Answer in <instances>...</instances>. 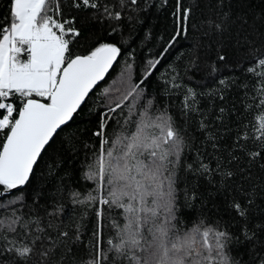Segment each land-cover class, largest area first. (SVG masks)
<instances>
[{
    "label": "trees",
    "instance_id": "obj_1",
    "mask_svg": "<svg viewBox=\"0 0 264 264\" xmlns=\"http://www.w3.org/2000/svg\"><path fill=\"white\" fill-rule=\"evenodd\" d=\"M70 3L61 0V18L76 17L83 46L113 43L122 54L86 104L46 146L30 183L0 197V250L5 244L20 246L40 237L32 256L35 264H41L44 248L52 249L53 264H80L96 243L94 233L99 232L111 264H120L124 258L109 251L108 241L119 242L127 214L99 203L108 198V186L98 190V182L88 176L102 153L107 159L105 149H111L118 137L135 131L130 122H138L152 100L151 116L166 112L182 138L179 156L169 157L174 161L169 168L176 229L171 235L193 234L199 249L205 229L226 232L229 238L224 241V251L230 264H261L264 146L256 139L259 133L254 124L256 117L264 115V106L259 105L261 96L257 94L261 78L248 69L260 58L253 56V45L257 50L264 45V0H182L184 7L192 9L190 27L171 47L176 0H137L135 4L123 0V6L121 0H97L100 7L87 10H70ZM10 6V0H0V19L8 15ZM105 6L113 14L120 12L121 18H110ZM221 20L222 30H216L212 22ZM76 51L80 53L81 48ZM221 55L226 59L220 61ZM157 60L156 67L149 69L148 62ZM149 71L152 74L144 80ZM141 80L144 91L140 97L134 98V93L120 109L110 112L129 84ZM105 120L108 127L102 130ZM98 130L104 134L96 136ZM152 132L159 135L158 130ZM255 152L261 155L251 156ZM21 194L23 200L15 201ZM89 194L97 199L87 200ZM235 203L245 215L233 207ZM12 217L20 218L15 234L7 230ZM160 219H164L163 213ZM5 235L7 241L2 239ZM144 236L146 245L152 237L147 232ZM208 243L214 247L215 239L210 237ZM69 248L77 255L68 254ZM11 256L4 253V264H12Z\"/></svg>",
    "mask_w": 264,
    "mask_h": 264
},
{
    "label": "snow or ice",
    "instance_id": "obj_2",
    "mask_svg": "<svg viewBox=\"0 0 264 264\" xmlns=\"http://www.w3.org/2000/svg\"><path fill=\"white\" fill-rule=\"evenodd\" d=\"M130 2L135 4L137 0ZM10 5L8 15L0 19V197L12 190L20 191L21 186L30 183L46 146L61 126H66L73 114L86 104L89 95L105 80L122 54L121 48L113 43L83 46L80 29L75 27L76 17L61 18V0H10ZM99 7L97 0H71L69 5L70 10ZM104 12L110 18H121L120 12L113 14L107 6ZM191 12V7H184L182 0H176L175 35L169 47L178 36L187 35ZM212 23L216 30H222L223 20ZM78 47L80 53L76 51ZM257 55L260 58L253 60L255 66L248 71L261 78L257 94L261 96L259 105L264 106V45L259 50L253 45V56ZM218 59L226 58L221 55ZM148 63L149 69H154L159 60ZM151 74L147 72L144 80ZM144 80L129 84V90L109 111L120 109L134 93V98L138 99L144 91L140 87ZM152 103V100L147 102L138 122H130L135 131L118 137L111 149H105L107 159L102 153L95 171L88 176L98 182V190L104 189L105 184L108 186V198L100 199L99 203L118 207L127 214L126 223L118 233L119 242L108 241L109 251L124 258L120 264H124V260L127 264H230L224 251V241L229 238L226 232L205 229L204 244L199 249L193 234L175 238L171 235L176 229L172 224L174 192L169 168L174 161L169 157L179 156L182 138L166 112L155 118L151 116ZM107 127L105 120L101 129ZM153 129L158 130L159 135H154ZM102 130L95 135H103ZM254 130L259 133L256 139L264 146V115L256 117ZM260 155V152L251 153L253 157ZM203 167L207 171V166ZM86 199L92 201L97 197L89 194ZM22 200V194L15 198V201ZM233 207L245 215L239 203ZM19 219H8V232L16 233ZM194 231L199 232V229ZM145 232L152 237L146 245ZM61 235L66 237L67 233ZM94 236L96 243L81 257L80 264H111L103 251L100 233ZM210 237L215 239L214 247L208 243ZM2 239L7 241V235ZM39 239L36 237L20 246L5 244L0 250V264H4V253L12 254V264H35L32 256ZM68 254L77 255L71 248ZM51 255L52 249L44 248L40 252L41 264H53Z\"/></svg>",
    "mask_w": 264,
    "mask_h": 264
},
{
    "label": "water",
    "instance_id": "obj_3",
    "mask_svg": "<svg viewBox=\"0 0 264 264\" xmlns=\"http://www.w3.org/2000/svg\"><path fill=\"white\" fill-rule=\"evenodd\" d=\"M110 70H111V69H110ZM110 70H109V71H110ZM100 83H101V82H100ZM78 110H79V109H78ZM78 110H77V112H78ZM77 112H76V113H77ZM76 113H74L73 116H74ZM68 122H69V121H68ZM68 122H67V123H68ZM61 127H63V126H61ZM24 186H25V185H24ZM24 186H21V188H23ZM12 191H14V190H12Z\"/></svg>",
    "mask_w": 264,
    "mask_h": 264
}]
</instances>
